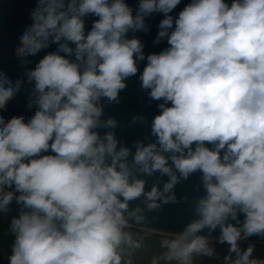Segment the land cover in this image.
I'll list each match as a JSON object with an SVG mask.
<instances>
[{"label": "clouds", "instance_id": "clouds-1", "mask_svg": "<svg viewBox=\"0 0 264 264\" xmlns=\"http://www.w3.org/2000/svg\"><path fill=\"white\" fill-rule=\"evenodd\" d=\"M180 3L139 0L134 14L125 0H37L16 54L57 49L27 70L35 114L0 116V212L14 199L20 205L8 264H133L143 239L125 229L145 217L130 202L144 196L149 210L176 203L174 187L196 172L205 191L199 218L162 239L161 258L192 264L194 254L212 256L198 233L219 228V243L236 254L226 261L264 264L251 258L253 246H238L264 237V0H191L174 17ZM153 13L164 16L154 43L166 39L168 47L145 57L144 44L128 33L148 32ZM87 16L96 17L90 30ZM145 59L141 88L163 102L151 123L155 142L136 141L133 154L113 131L99 132L117 127L101 119V101L119 103ZM22 82L0 72V109ZM156 171L169 180L162 191L145 192L135 174Z\"/></svg>", "mask_w": 264, "mask_h": 264}, {"label": "water", "instance_id": "water-1", "mask_svg": "<svg viewBox=\"0 0 264 264\" xmlns=\"http://www.w3.org/2000/svg\"><path fill=\"white\" fill-rule=\"evenodd\" d=\"M125 2L133 8L135 14L139 0H125ZM190 2L191 0H181V3L177 5L171 15L174 17L178 16L183 7ZM226 2L230 3L231 0H226ZM36 3L37 0H0V72H3L13 82L17 79L23 81L20 90L7 102L5 109H0V116L6 121L13 116H24L27 121L35 114L36 105L33 104L32 108L28 107L34 82L29 83L27 81V70L35 68L44 55L57 49V45L50 44L48 48L42 49L35 56L22 58L16 54L17 48L21 46L20 37L32 23L31 11L36 7ZM163 18L162 13H153L150 17H146L145 20L149 26L148 32L137 31L128 33L129 38L135 36L144 44L145 57L151 53H159L168 47L166 39L161 40L160 43H154L159 31L158 25ZM84 19L86 30H90L96 17L87 16ZM61 55H64V53H61ZM146 63V59L139 62L137 74L125 81L126 88L119 93V103L109 104L106 99L101 101L103 105L101 119L113 118L117 121V127L115 129L101 128L99 132L103 135L106 131H113L120 145L130 148L133 154L136 151V141H141L145 145L155 142L156 137L151 134V123L153 118L161 111L158 105L163 102L162 100H152L148 95L149 90L141 88L139 76ZM32 98L34 99V97ZM137 116H143L144 119L132 123L133 118ZM206 146L212 147L207 142ZM128 159L131 161L132 157L129 156ZM171 163L169 160L170 165ZM135 175L137 179L146 181L145 192L150 191L154 185L162 191L164 183L169 180L166 174H161L159 171L150 176L138 172ZM173 192L176 195L177 202L161 203V207L155 210L146 208L144 196L131 201L129 204L130 209H135L139 206L142 209L145 220L139 224L134 221H130V223L163 232H183L189 223L199 218L195 210L196 203L200 197L205 195L201 173L196 172L191 174L186 180L181 179L180 183L174 187ZM19 210L20 205L14 199L9 205L8 212H0V257L6 260L12 254V245L15 241L14 234L10 232L11 221L18 216ZM239 219L241 222L243 221V214H240ZM230 222L235 223V221ZM125 231L130 232L135 240L143 239V247L132 251L133 264H152L154 258H160L158 264H178L175 260L168 262L161 258L162 254L167 251L166 248L161 246V241L162 239L170 238L140 232L131 228H126ZM198 235L219 238L220 229L217 228L211 233H209L208 229H204ZM242 240L264 241V237L254 235ZM238 246L243 251L250 245ZM209 247L214 250V254L212 256L194 254L192 264H230V261H226L225 257L230 256L232 260L236 258L235 253L229 252L227 244H209ZM253 248L254 251L251 258L264 259V246H253ZM129 251L131 250H126L125 256H127ZM122 264H124L123 260Z\"/></svg>", "mask_w": 264, "mask_h": 264}, {"label": "rangeland", "instance_id": "rangeland-1", "mask_svg": "<svg viewBox=\"0 0 264 264\" xmlns=\"http://www.w3.org/2000/svg\"><path fill=\"white\" fill-rule=\"evenodd\" d=\"M140 230H142V229H140ZM142 231H145V230H142ZM146 232H148V231H146ZM149 233H153V234H156L155 232H149ZM175 234H178V233H172V234H165V235H161V234H156V235H160V236H164V237H166V238H170V239H172V238H174V236H175ZM216 238H218V237H216ZM216 238H214V237H208V239H209V244L210 245H215V244H221V243H219V240L218 239H216ZM238 245H259V246H264V242H260V243H255V242H251V241H243V240H240V241H238Z\"/></svg>", "mask_w": 264, "mask_h": 264}, {"label": "built area", "instance_id": "built-area-1", "mask_svg": "<svg viewBox=\"0 0 264 264\" xmlns=\"http://www.w3.org/2000/svg\"><path fill=\"white\" fill-rule=\"evenodd\" d=\"M128 228H131V229H134V230H137V231H140V232L148 233V234H153V233H149V232H155L156 234H161V235L169 234L167 232H163V231H159V230H153V229L142 227V226H138V225H135V224H132V223H130V226ZM140 229L145 230V231H142ZM146 231H148V232H146ZM156 234H153V235H156ZM158 236H160V235H158ZM216 239H218V238H216ZM243 241H251V242H255V243L264 242L262 240H243ZM224 244H226V243H224ZM251 246H259V245H251Z\"/></svg>", "mask_w": 264, "mask_h": 264}, {"label": "crops", "instance_id": "crops-1", "mask_svg": "<svg viewBox=\"0 0 264 264\" xmlns=\"http://www.w3.org/2000/svg\"><path fill=\"white\" fill-rule=\"evenodd\" d=\"M0 264H8V260L0 257Z\"/></svg>", "mask_w": 264, "mask_h": 264}, {"label": "bare ground", "instance_id": "bare-ground-1", "mask_svg": "<svg viewBox=\"0 0 264 264\" xmlns=\"http://www.w3.org/2000/svg\"><path fill=\"white\" fill-rule=\"evenodd\" d=\"M167 233L172 234L171 232H167Z\"/></svg>", "mask_w": 264, "mask_h": 264}]
</instances>
